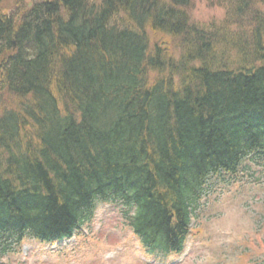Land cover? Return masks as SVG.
Returning a JSON list of instances; mask_svg holds the SVG:
<instances>
[{
	"label": "trees",
	"instance_id": "obj_1",
	"mask_svg": "<svg viewBox=\"0 0 264 264\" xmlns=\"http://www.w3.org/2000/svg\"><path fill=\"white\" fill-rule=\"evenodd\" d=\"M191 1L0 10V263L76 237L100 204L179 256L200 201L264 168V0H225L233 30L193 22Z\"/></svg>",
	"mask_w": 264,
	"mask_h": 264
},
{
	"label": "rangeland",
	"instance_id": "obj_2",
	"mask_svg": "<svg viewBox=\"0 0 264 264\" xmlns=\"http://www.w3.org/2000/svg\"><path fill=\"white\" fill-rule=\"evenodd\" d=\"M41 0H3L2 14L21 17ZM230 4L225 0H192L190 17L208 28L227 25ZM150 40L152 33L148 31ZM167 55L181 50L162 41ZM156 77L151 73L150 79ZM7 106L10 102L6 103ZM242 173L240 182L219 184L203 198L191 222L185 252L155 259L125 226L118 209L100 204L94 220L76 236L55 246L25 240L14 256L0 264H264V168Z\"/></svg>",
	"mask_w": 264,
	"mask_h": 264
}]
</instances>
